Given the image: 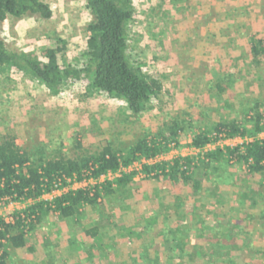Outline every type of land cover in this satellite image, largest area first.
Here are the masks:
<instances>
[{"label": "rangeland", "instance_id": "1", "mask_svg": "<svg viewBox=\"0 0 264 264\" xmlns=\"http://www.w3.org/2000/svg\"><path fill=\"white\" fill-rule=\"evenodd\" d=\"M40 1L51 9V19L8 17L0 23V40L10 52L41 56L48 41L59 39L67 48L63 63L81 66L87 27L92 21L86 0ZM130 1L134 17L127 27L129 59L163 88L144 113L128 121L122 100L100 95L84 81L68 82L57 96H51L39 82L2 69L0 135L14 136L16 144L36 159L40 151L49 158L57 150L76 158L107 145L126 149L140 138L157 135L176 118L203 127L234 119L249 128L256 113L264 116V59L253 62L248 55V40L255 35L264 37V0ZM220 72L233 74L234 81V87L223 94L214 89ZM258 138L264 139V132ZM177 141L178 147L171 144L165 155L124 169L135 174L133 184L110 198L99 199L96 207H85L84 216L75 221L79 225L60 219L54 212L44 215L27 234L31 251H11L7 264H125L122 259L138 246L152 238L162 242L159 229L170 226L183 228L192 237L188 250L195 257L189 264H199L209 250L205 246V252L201 251L204 239L200 237L208 227L205 223L218 216L226 218V212L235 220L243 218L242 225L250 228L244 234L262 252L245 251L243 260L249 257L250 264H264V222L259 219L264 210V175L229 163L221 175H229L231 185H223L222 190L212 175L198 173L202 197L192 199L188 189L183 191L164 177H146L142 172L144 165L195 158L201 152L243 146L244 142L225 140L196 150L189 132ZM102 181L53 191L41 200L52 202L69 190ZM245 192L249 193L247 200L242 197ZM31 204H0V218L14 224L17 213ZM134 225H146L149 235H129L126 228ZM96 226L100 235L94 239L86 231ZM116 246L117 252L112 253ZM252 258L257 260L252 263Z\"/></svg>", "mask_w": 264, "mask_h": 264}, {"label": "trees", "instance_id": "2", "mask_svg": "<svg viewBox=\"0 0 264 264\" xmlns=\"http://www.w3.org/2000/svg\"><path fill=\"white\" fill-rule=\"evenodd\" d=\"M86 7L92 21L87 27L88 36L81 66L63 63L67 48L59 39L48 41L41 56L10 52L0 40V70L9 69L14 74L39 82L51 96H57L61 87L68 82H87L100 95L122 100L127 108L126 119L135 120L162 93L163 88L158 80L145 74L140 65H134L129 59L127 27L134 17L132 3L130 0H86ZM8 17H37L47 21L51 19L52 12L40 0H0V23ZM248 55L253 57V62L264 59V37L250 40ZM232 75L220 72L214 85L218 94L234 87ZM205 126L176 118L157 135L140 138L126 149L115 150L107 145L93 154L76 158H69L57 150L49 158L40 151L36 159L16 144L14 136L0 135V204L32 202L17 213L14 224H8L0 218V264H7L11 251H31L27 246V234L35 224L40 223L44 215L54 212L67 222L80 220L85 207H96L99 199L110 198L133 184L135 174L125 173L124 169L135 162L150 161L165 155L172 149L171 144L178 145L181 134H191V146L196 150L234 138L251 139V142L234 148L201 152L195 158L184 157L170 163L144 165L142 172L146 177H164L180 185L183 191L188 189V197L193 199L202 197L198 173L205 177L212 175L222 190L223 185H231L227 182L230 176L226 178L221 175L229 163L235 162L245 166L250 173L264 175V139L258 138L264 132L262 114H255L249 128L234 119ZM212 163H216V166H212ZM108 174L119 176L85 189L69 190L52 202L41 200L54 190L66 189L75 183L98 181ZM248 196L249 193L245 192L243 200H247ZM259 219L260 223L264 222V210L260 212ZM243 222V218L235 220L226 212V218L218 216L213 218L212 223H205L208 227H205L204 235L200 237L204 239L201 251L205 246L209 250L206 251L208 255L204 253L206 259L197 263L250 264L247 261L249 257L243 260L245 251L255 250L256 255L262 252L256 250L255 244L244 234L250 228L242 225ZM126 229L129 235L137 233L143 236L149 232L146 225H134ZM159 230L162 242L152 238L146 245L138 246L132 253L130 251L122 261L125 264H189L193 261L195 256L188 250L192 237L183 228L170 226ZM86 234L97 239L100 232L96 226L86 231ZM116 252L117 246L112 253ZM255 260L252 258L251 262Z\"/></svg>", "mask_w": 264, "mask_h": 264}, {"label": "built area", "instance_id": "3", "mask_svg": "<svg viewBox=\"0 0 264 264\" xmlns=\"http://www.w3.org/2000/svg\"><path fill=\"white\" fill-rule=\"evenodd\" d=\"M232 140H233V141H241L242 139H241V138H234V139L226 140V141L228 142V141H232ZM241 142L248 143L249 141H247V140H242ZM112 176H116V177H118V174H116V175L108 174L107 176H102V177L99 179V181H102V180L104 181V180H106V179H107V180H112V179H111ZM90 181H91V180H90ZM103 181H102V182H103ZM77 184H81V183H75L74 186L77 185ZM54 191H58V190H54Z\"/></svg>", "mask_w": 264, "mask_h": 264}, {"label": "crops", "instance_id": "4", "mask_svg": "<svg viewBox=\"0 0 264 264\" xmlns=\"http://www.w3.org/2000/svg\"><path fill=\"white\" fill-rule=\"evenodd\" d=\"M239 24H242L241 22H239ZM246 25V24H245ZM259 37H263V36H259ZM259 37H257L256 35H255V39H258ZM251 40V39H250ZM250 40H248V42H250ZM248 49H249V45H248Z\"/></svg>", "mask_w": 264, "mask_h": 264}]
</instances>
